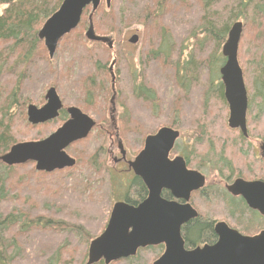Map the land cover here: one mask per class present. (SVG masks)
<instances>
[{"label": "trees", "instance_id": "obj_1", "mask_svg": "<svg viewBox=\"0 0 264 264\" xmlns=\"http://www.w3.org/2000/svg\"><path fill=\"white\" fill-rule=\"evenodd\" d=\"M61 2L62 0H0V156L12 145L23 142L15 136L18 127L14 126L12 112L14 108L23 110L24 102L21 98L26 93L25 89L31 85L33 90L39 89L40 92L48 87L57 90V83L61 79L58 57L65 58L72 65L82 61L88 64V73L78 70V73L81 72L78 76L82 88L83 85L86 86L85 100L81 99V103L93 114L90 104L95 105L97 95L99 97L109 91L107 66L113 51L123 111L118 118L116 133L121 144L132 155L137 154L143 137L164 125L170 128L174 126V122L168 123L167 118L165 124L154 130L149 129V124L155 118L158 119V113H155L159 108L161 111L163 94L170 87L177 92L173 97L172 115L180 114L183 120L194 116H189L190 104L184 91L194 88L201 100L205 101L212 95L216 101L223 102V84L219 73L214 70L217 67L218 71L224 63L219 50L227 31L240 17L244 20L247 17L248 22L249 19H264V0H111L109 7L105 3L99 5L92 21L96 34L113 39V48L108 49L101 43L90 42L95 49H86L84 43L87 40L83 36L88 26L89 10L86 8L78 27L59 42L55 52L56 54L58 48L62 47L63 51L67 50L73 57L57 56L53 59L49 58L43 43L37 38V31ZM159 18L160 21L157 22ZM141 19L146 24L148 40L154 35L161 40L157 46L154 43L155 47L152 46L150 51L142 54L143 71L141 75L131 72L130 83L128 77L125 79L124 69L120 68L124 60L121 36L124 28ZM156 22L160 23L159 26H156ZM180 31L193 38H196L197 33L201 34L202 42L204 45L208 43V46L206 51V47L203 51L200 50L201 54L196 58L193 56L186 67L178 69L180 54L175 56L174 47L175 38L179 39ZM71 38L75 40L70 42ZM249 42L247 37H241V45H248ZM76 51L78 56H74ZM240 55L244 59L243 67L246 65L242 69L244 79L248 65L253 66L251 92L247 89L250 95L249 111L256 97L260 98V103L254 102L255 106L260 108L264 104V61L261 54H250L248 58V55L238 56ZM72 77L70 75L69 79ZM69 82L73 83L74 80L70 79ZM2 85H5V89ZM123 85H127L126 91L121 90ZM78 86L79 84L76 87ZM201 100L198 105L203 104L200 107L203 113H197L199 118L206 115L202 120L204 127L201 128L207 131L205 126L216 125V120L211 117L208 103ZM39 101H42V96ZM90 113L86 112L93 116ZM65 119L66 115L61 111L50 122L55 125L53 129L46 134L37 132L24 141L45 138ZM200 122L197 126H201ZM214 134L212 131L208 135L210 145L200 150L209 159L213 156L212 146L220 141ZM226 148L222 150L218 161L232 168L231 161L225 157ZM68 151L76 160L75 166L52 173L37 172L31 164L6 166L0 162V264H86L89 244L104 230L115 200L125 198L129 203L138 202L141 185L137 177L129 180L128 188L124 187L125 191L121 193L124 195H120L119 199L114 198L113 180L114 175L118 174L106 166L99 148L91 149L85 139L69 146ZM49 185L55 188L54 194H50ZM23 192L25 193L21 194ZM17 194L19 195L16 196ZM214 200L225 205L233 216L247 221V214L239 212L232 202L222 197H215ZM209 203L214 204L212 200ZM197 222L200 220L197 219L194 224ZM249 222L244 230L252 231L251 219ZM189 226L188 224L184 229L186 235ZM202 228H210L209 222L193 226V235L187 236L188 241H194L197 237L209 238L210 229ZM162 247L148 246L139 249L133 257L110 264H152L161 255ZM95 264L104 263L99 261Z\"/></svg>", "mask_w": 264, "mask_h": 264}, {"label": "water", "instance_id": "obj_2", "mask_svg": "<svg viewBox=\"0 0 264 264\" xmlns=\"http://www.w3.org/2000/svg\"><path fill=\"white\" fill-rule=\"evenodd\" d=\"M100 1L62 0L58 9L37 32V37L43 42L50 58L63 36L76 29L83 10L88 6H91V10L85 38L101 42L112 49L113 40L109 36L97 35L93 27L92 17ZM104 1L108 7L111 0ZM241 33L242 23H233L222 46L225 61L219 68V75L229 107L228 126L240 128L245 134L247 92L237 56ZM135 40V36L130 38L131 42ZM44 99L45 103L41 107L33 104L27 106L26 114L30 124H43L58 116L62 103L55 88L50 87L45 92ZM67 112L69 118L54 132L42 140L14 144L0 156V161L6 166L34 162L37 171L47 173L73 167L76 161L65 149L72 143L85 139L95 122L77 107H69ZM177 137V130L160 128L155 134L146 137L143 150L128 162L134 175L143 179L148 196L136 205L126 202L113 205L104 230L89 244L86 264L99 261L110 264L135 256L139 249L160 244L164 245V251L152 264H264V231L254 236H245L222 223L216 225L218 240L215 244L191 251L184 249L180 227L195 217L196 212L189 205L166 200L160 194L161 189L173 190L176 198L188 200L189 194H180L176 185V181H180L176 176L178 169L177 172H172L173 163L168 159V153ZM239 184L248 189L239 194L248 206L264 214V184L235 182L232 189ZM255 187L256 194H251ZM184 189L183 187L182 190Z\"/></svg>", "mask_w": 264, "mask_h": 264}, {"label": "rangeland", "instance_id": "obj_3", "mask_svg": "<svg viewBox=\"0 0 264 264\" xmlns=\"http://www.w3.org/2000/svg\"><path fill=\"white\" fill-rule=\"evenodd\" d=\"M104 2H105L104 0H101L100 4L101 3L103 4ZM89 8H88V10L90 12ZM247 20H248L247 18H246V20H244L242 17L235 20V21H240L242 23L241 37L245 36L251 42V44L249 42L248 45H246V44L241 45V43L239 42L238 55L239 54H245V56L248 55L247 56V58H248L250 56V54H253L254 56L261 54V55H263V61H264V19H262V21L260 18L256 19V20L254 19L253 21H251V19H250L249 22ZM159 21H160V18L157 19V22H159ZM157 22H156V26H159L160 23H157ZM146 30H147L146 24H145L144 20L141 19L138 23L131 24V25L127 26L126 28H124L122 36H121V39H122V43H120L121 49H122V47L124 49V45L122 46V44L126 43L127 39L129 38V36H131V34L138 33L140 36V40H139L138 44L135 46V49H133L129 45H126L129 50H128V52H126V50H124L127 54H129V52L132 51L134 56H135V59L133 61H131L130 58L127 57V60L130 62L131 65L129 64V62L126 59H124L122 61L123 66L120 67L121 69H124L123 74L125 76V79H127V77H128L130 80V83H131L130 73L132 72V66H133V68L134 67L138 68V65L135 64V60L138 58L137 52L141 55L140 58H143L142 54L143 53L146 54L147 51H150L152 49V45L154 43H156V46H157L159 44L158 43L159 40H161L158 38V36H155V35L153 38H150L148 40V35H147ZM125 32L127 33L126 34L127 36H125L126 39L123 38V35ZM183 34L184 33H182V31H180V36L178 37L179 39L175 38L176 46L174 47V49H175L174 53H175V56H178L180 54L179 61L182 58L181 56L183 54V51H184V48L186 47V45H189L191 47L190 41H192L193 44L191 47V55H189L187 57L189 61L192 60L193 56H195V58H196V56H198V54L200 55L201 54L200 50L203 51V49L205 47L206 48L204 51L207 50L208 43H205V45H204V42H202L203 37L201 34L197 33L196 38H193L190 35L188 36L186 33H185V35H183ZM83 36H84V33H83ZM73 40H75V38H73L70 42H72ZM240 41H241V38H240ZM80 42H82V41H80ZM84 45L86 46V49H89V50L95 49L94 47H92L90 45V42L86 41L84 43ZM102 45H104V44H102ZM153 47H155V46H153ZM79 49L82 51L81 48H79ZM196 49H198V50H196ZM121 52H122V50H121ZM78 55L79 54L76 51L74 53V56H78ZM57 56L66 57V56H72V54L70 52H68L67 50L63 51V48L59 47L58 52L54 55L53 59H55ZM110 56H111V59H110L108 65L115 58L114 57V51L112 53H110ZM59 59H60V62H59L58 67H59V69L61 68L60 70L62 72L60 71V73H61L60 78L61 79L57 83L58 88L56 91L58 92V95L63 99L64 106L65 107H68L71 105L77 106L81 110L83 109L87 113H90L86 110L84 104L81 103L82 100L83 101L85 100L84 96H85L86 86L83 85L84 88H82L81 79L78 76V75H81V72L78 73V70H82L85 74L88 73V69H89L88 64L85 61H82V62H79L75 65H72V64H68L65 61V58L58 57L57 60H59ZM238 60H239L241 68L244 69L246 67V65L243 67L244 59L241 57V55L238 56ZM116 70H117L116 66H113L112 67V72H113V79H112L113 84L112 85H113V92H114L113 104H114V107L116 108V115L118 116L122 105H121V100H120L121 93H120L119 87L117 85L118 75H117ZM142 71H143V67L141 66L136 71V74L141 75ZM252 71H253V66L248 65V69L246 71L247 76L244 79V82H245L247 89L249 88L248 89L249 92H251L250 84L253 81V79L251 78ZM214 72H218L217 67L215 68ZM214 72L212 74L213 78L215 77ZM70 75H73V77L70 78L72 81L74 80L73 83L69 82V80H70L69 76ZM77 84H79L78 87H76ZM108 85H109L108 93H102V94H100L99 97L97 95V100L95 102V105H92L94 107V110H95V115H93L91 117H93L95 119V121L97 122L98 126L101 129H98L97 131H96V128L93 129L90 132V134L86 137V142H87V144L90 145V148L94 149V150L101 148V147L105 150L108 149V155L104 154L103 157H104V161H105L106 166L112 167L114 165V161L112 158H113V156L119 155V151L117 150V141L114 139V136H112V139H111L112 141L109 139L107 140V136L104 133L105 130H108L111 135H114L113 128L109 125V123H110V119H109L110 110L108 109V107H110L109 106V100H110V97L112 95L111 78L109 75H108ZM2 86L4 87L5 85H2ZM123 86L121 87V90L126 91L127 85H123ZM48 88H46L42 92H40L39 89L33 90V86L31 87V85H29L25 89L26 93L23 90V93H25V95L21 98L22 102H24L23 110H22V108H19V109L14 108V110L12 112L13 118L15 119L14 126L17 125V127H18L17 132L15 133V136L20 138L23 141L29 140L32 137L31 135H33L37 132H41V134H46L48 132V130H51L55 127L54 124L48 123V124H44V125H38L37 128H32L31 124L28 123L27 116H26V109H27V106L29 104L41 106L45 102L44 94ZM4 89H5V87H4ZM75 89H77V91H75ZM169 91H167L163 94L162 98L164 99V101H162V104H161V106H162L161 111H160V108L158 107L159 102H157V108H159V109H158V111H156L155 115H157V113H158V119L155 118L151 122L152 124L151 123L149 124L150 130H151V128H152V130H154L159 125L161 126V125L165 124L166 119L168 118V123H171L172 121L175 123V124L173 123V125H174L173 129L180 131V138L181 139L179 138L180 140H178L177 143L184 141L183 143L180 144V147L182 146V144H185L186 142L194 143V142H197L196 140H199V144L205 143V145L203 144L201 146L204 149H206L207 146L210 145L208 135L213 131L215 133L214 135H216V137L219 138L220 141L218 142V144L216 142L215 146L214 145L212 146V148L214 149V150H212V153H214V155H216L218 152H221L223 149H225L227 147L225 157L231 161L232 165L235 166L236 170H238V171L239 170L242 171L244 169V164L248 165V160H251V157H249V156H251L252 151H254L255 154L257 155V152H258L257 148H258L260 142L264 141V104L260 108L258 107V105H256V106L254 105V102L260 103V98L256 97L254 99V101L252 103L253 106L248 111L247 126L249 125L248 126L249 138H247L246 141H240V139L238 137V132L229 130L227 128L228 107L226 104H224L220 101H216L214 99L215 97H213L212 95L207 97L205 101L203 99L201 100L199 95H198V91H196V89H194V88H191L188 90V92L184 91V94L186 95L185 98L188 99L189 104H190L189 105V108H190L189 116H191V114H194V116H192L193 118L189 117L188 120H183V118L181 117L180 114L172 115L173 113L171 112V110H172V102L174 101L173 97L175 95H177V92L173 88L171 89V87L169 88ZM4 92L5 91L3 90V93ZM125 95H126V93H125ZM41 96H42V101H39ZM126 96H128V95H126ZM248 96H250V95L248 94ZM200 100L203 103H208V105L210 106V109H211V115H212L211 117H213L216 120V125H206L205 126L207 128V131H204L201 128V127H204V124H205L202 122V120H204V118H205L204 117L205 114H203L199 118L198 113H197V112L201 111L200 107L203 105V104L200 106L198 105ZM129 107H131V105ZM132 107H133V105H132ZM198 109H200V110H198ZM201 113H203V111H201ZM138 115L140 116L141 113H139ZM152 116H154V113ZM161 120H163V121H161ZM198 122H200L201 126H197ZM117 123H118V121H117ZM178 123L181 125H178ZM201 147H199V148H201ZM218 149H221V151H218ZM110 150H112V151H110ZM69 152L70 151H68V153ZM246 155H248V156H246ZM133 156L134 155H132L129 152V157L132 158ZM258 158L254 159L255 169L256 170L264 169V161L259 160ZM240 173H243V172H240ZM117 176L114 175L115 178L113 180L114 193H115L114 198L115 199H119L120 195H122L121 193L123 191H125L124 186H123L124 181L121 179L120 176H118V177ZM32 181H35V180L32 178ZM45 182H47V181H45ZM49 187H50L49 188L50 194H54L55 188L52 185H49ZM26 191H28V189H26ZM25 192H23L21 194H24ZM18 195L19 194H17L16 196H18ZM115 201H118V200H115ZM215 218H217V220H218L221 217H215ZM249 223H250L249 221H246V223L244 225L249 224ZM156 246H159V245H156ZM150 247H153V246H150Z\"/></svg>", "mask_w": 264, "mask_h": 264}, {"label": "flooded vegetation", "instance_id": "obj_4", "mask_svg": "<svg viewBox=\"0 0 264 264\" xmlns=\"http://www.w3.org/2000/svg\"><path fill=\"white\" fill-rule=\"evenodd\" d=\"M235 22H238V21H234L233 23H235ZM232 24L230 25V27L227 31L226 38H227L228 32H229ZM126 34L127 33L125 32L123 35L124 39H126L125 38V36H127ZM133 36L136 37V40L134 42H131L130 38H132ZM139 40H140L139 34L133 33V34H131V36H129L126 43L122 44V46L124 45V49L122 47V54H123L124 59L127 60V57H129L131 61H133L135 59V56H134L132 51H130L129 54L126 53L129 50L126 45H129L133 49H135V46L138 44ZM190 42H191V47H192L193 43H192V41H190ZM224 42L220 46V50H219L220 54H221V50H222V46H223ZM191 47L189 45H186V47L184 48L183 54L181 56L182 58L180 59V62L178 64V69H181V68H184L187 66V64H188L187 62L189 61L187 57L189 55H191ZM124 50H126V52ZM137 57L138 58L135 60V64L138 65V68L141 66L143 67V65L141 63L142 59L140 58L141 55L138 52H137ZM129 64H130V62H129ZM111 65H112V62L107 66L108 75L111 78V88H112V95H111L110 100H109V106L110 107H108V109L110 110V112H109V119H110L109 125L113 128L114 135H111L108 130H105L104 133L107 136V140L108 139L111 140L112 136H114V139L117 141V150L119 151V155L113 156L112 159L114 161V165L112 167H109V168L112 172L115 171L118 174V176L121 177V179L124 181V187L126 189L129 186V180L133 179L134 177H137L134 175L133 171L128 167V162L132 161L134 159V157L143 150L146 137L149 135L155 134L157 132V130L155 132L150 133L147 136L143 137L141 146H140L137 154H135L132 158L129 157V151L127 150V148H125L121 144V141L118 138V134L116 133L117 132V121H118V118L121 116L123 111H122V106H121V110L119 111L118 116L116 115V108L114 107V104H113V99H114V92H113V85H112L113 84L112 83L113 72H112V68L110 69ZM113 66H115V63L113 64ZM138 68H135V67L133 68V66H132V72H136L138 70ZM245 87H246V85H245ZM246 91H247V87H246ZM247 98H248V100L250 98V96H248V91H247ZM224 99H225V97H224V87H223V102L222 103L226 104L228 107V104H227L226 100H224ZM60 100L62 103V108L59 110L58 115L61 113V111H63L66 115V119H65V121H66L69 118V114L67 112V109L69 107H77V106L71 105V106L65 107L64 101L61 97H60ZM248 100H247V110H246V133L243 134L240 128L229 127L228 122H227V128L229 130L238 132V137H239L240 141H246L247 138H249L248 126H247V115H248V105H249ZM90 105L91 106H89V107L93 113L92 115H95V110L92 107V104H90ZM41 106H37V107H41ZM77 108L80 109L79 107H77ZM81 111L86 114V112L83 109ZM86 115H88V114H86ZM228 116H229V107H228ZM89 117H91V116H89ZM91 118L95 122L93 129L96 128V131L98 129H101L98 126L95 119L93 117H91ZM227 120H228V118H227ZM52 121H50V122H52ZM50 122L48 121L44 124H47ZM64 122L60 123L59 126H61ZM44 124H41V125H44ZM174 130H176V129H174ZM177 131H178V137L175 140L172 148L170 149V151L168 153V159L170 162L173 163L172 164V167H173L172 172L173 171L177 172V169H178V174L176 176L180 178V181L179 182L176 181V185L180 189V191H179L180 194H189L188 198H187L188 200H184L183 198H176L173 195L175 192L173 190L161 189L160 194H161V197H163L166 200L173 201V202H175L177 204H181V205L187 204L196 212L195 217H192L191 219H189L185 224H183L180 227V235L184 241V249L187 251H191L197 247L200 248V247H203L204 245L215 244L218 240V235L215 232V228H216V225L218 223L225 224L228 228L235 230L238 233L245 235V236H254V235H257L260 232L264 231V214L260 213L256 209L249 207L247 202L245 201V199L241 195H239V194H243V192L248 190V189L244 186L246 189L245 190L241 184L237 185L235 187V189H232L234 187L235 182L236 183L260 182V183L264 184V169L256 170L255 165H254V162H255L254 159L255 158L259 157L258 158L259 160L264 161V147H263L264 141L260 142V144L257 148V151H258L257 155L255 154L254 151H252L251 156H249V157H251V160H248V165L244 164V169L242 171H240V170L238 171V170H236L235 166L232 165V168H228L227 166H225L224 164H222L218 161L219 156H221V154H222L221 149H218V151H221V152H218L216 155H214V153L211 152V154L213 156H212V158L209 159L205 155L200 153V150L203 149L201 146L203 144L205 145V143L199 144V140H196L197 142H194V143L186 142L185 144H182V146L180 147V144L183 143L184 141L177 143V141L181 139L180 138V131L179 130H177ZM72 144H74V143H72ZM71 145H69V146H71ZM69 146L65 149V152L69 156L73 157L70 153H68ZM199 147H201V148H199ZM99 150L102 151L103 156H104V154L108 155V149L105 150L101 147V148H99ZM212 150H214V149H212ZM110 151H112V150H110ZM246 156H248V155H246ZM25 164H31L35 168L34 162H27ZM25 164H20L17 166H21V165H25ZM177 165H179V168L177 167ZM37 172H39V171H37ZM240 172H243V173H240ZM137 178H138V181L141 185L140 186V196H139L138 202L137 203H129V202L125 201V198H121V200L115 201V203L126 202V203H129L132 205H136L138 203H141L142 201H144L147 198L148 189H147L143 179L141 177H137ZM193 186H196V187L193 188ZM183 187L185 188L184 191L182 190ZM188 188H191V189L189 190ZM238 188H240L239 191L237 190ZM256 191L257 190L255 187L254 190H252L251 194H256ZM122 195H124V194H122ZM215 197H222L223 199H226V200L232 202L234 205H236V207H238L239 212H243L244 214H247V216H248L247 221H249L250 219L252 221V223H251L252 224V227H251L252 231L244 230V229H246L245 228L246 226L244 225L246 223V221L242 220L241 218H238L237 216H233L232 214H230L226 210L225 205H221L218 202H215V200H214ZM210 200H212L214 202V205H211V203H209ZM199 205H201V206H199ZM202 206H203V208H202ZM217 206H219V207H217ZM205 208H207V209H205ZM211 210H213V211H211ZM213 213H215V215ZM217 214H219V215H217ZM215 217H221V218L217 220V218H215ZM197 219H199L200 222H197L196 224H194V221H196ZM239 219H241V220H239ZM203 222H209L210 228H202V230L210 229V231H211L210 237L209 238L206 236L205 237H197V239L194 241H188L187 236L190 237L191 235H193V234H191L192 227L195 225H203ZM191 223H193V224H191ZM188 224L190 226H189L188 232H187L188 235H186L184 229L187 228ZM162 248H163V250H162V253H163L164 245Z\"/></svg>", "mask_w": 264, "mask_h": 264}, {"label": "bare ground", "instance_id": "obj_5", "mask_svg": "<svg viewBox=\"0 0 264 264\" xmlns=\"http://www.w3.org/2000/svg\"><path fill=\"white\" fill-rule=\"evenodd\" d=\"M137 1V0H136ZM237 17V16H236ZM251 17V16H250ZM247 18V17H246ZM250 20V19H249ZM229 23V22H228ZM37 29V28H36ZM200 32V31H199ZM219 38V37H218ZM152 42V41H151ZM40 43V42H39ZM218 51V50H217ZM161 58V57H160ZM218 58V57H217ZM205 68V67H204ZM61 69V68H60ZM170 92V91H169ZM225 100V99H224ZM249 101V100H248ZM256 112V111H255ZM250 113V112H249ZM144 114V113H143ZM259 114V113H258ZM252 116V115H251ZM142 117H144V116H142ZM259 120V119H258ZM257 121V120H256ZM249 126V125H248ZM98 144V143H97ZM96 145V144H95ZM86 164V163H85ZM52 183H53V181H52ZM66 194V193H65ZM221 196V195H220ZM225 196V195H224ZM198 201V200H197ZM220 203V202H219ZM200 204V203H199ZM203 205V204H202ZM214 205V204H213ZM199 206H201V205H199ZM216 206V205H215ZM206 207V206H205ZM217 207H219V206H217ZM202 208H203V206H202ZM205 209H207V208H205ZM219 210V209H218ZM207 211V210H206ZM211 211H213V210H211ZM217 213V212H216ZM220 213V212H219ZM214 215H215V213H213ZM225 214V213H224ZM227 214V213H226ZM217 215H219V214H217ZM232 219V218H231ZM104 221V220H103ZM102 222V221H101ZM19 258V257H18Z\"/></svg>", "mask_w": 264, "mask_h": 264}]
</instances>
